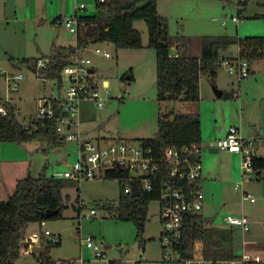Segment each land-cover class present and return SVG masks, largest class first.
I'll use <instances>...</instances> for the list:
<instances>
[{
  "label": "rangeland",
  "instance_id": "1",
  "mask_svg": "<svg viewBox=\"0 0 264 264\" xmlns=\"http://www.w3.org/2000/svg\"><path fill=\"white\" fill-rule=\"evenodd\" d=\"M81 1L85 0H0V105L7 101L12 102L17 120L22 124H28L36 116L39 98L60 92L54 80L42 79L35 74L34 61L25 63L23 60L49 57L53 54L54 47L75 46L76 36L53 21L58 17L71 16L75 12L76 5ZM86 2L89 6L88 10L78 11V14H96L97 10L92 3L87 0ZM144 5L145 2L139 3V6ZM243 7V10H239L236 0L230 4L220 0H158V11L169 20L172 35L182 32L191 37L263 36L264 18H257L264 15L262 2L249 0L247 6ZM232 17H239V22L232 21ZM224 19L227 21L226 25L223 24ZM134 26L142 33V41L149 43V31L145 21H136ZM105 52L110 56L105 57ZM129 53L132 52L118 50L109 41L91 42L88 49L84 50L83 54L93 60L95 77L100 82L107 79L110 89L107 95L104 93L107 100L102 109H98L93 103L82 104L80 130L83 139L91 141L99 139L102 145L111 141L137 147L140 139L152 138L157 133L160 109L178 113V109L181 108L176 102H158L156 55L145 60L135 69H130L129 66L133 64L135 58ZM228 53L231 58H238V47L231 46ZM249 63L264 65V59ZM13 65L19 66L20 69ZM19 73L24 75L22 80L15 78ZM220 76L224 88L229 87L234 80L225 66L220 68ZM201 80L204 86L208 85L206 75H202ZM15 85L17 89H13ZM120 94L122 98H119ZM204 108L206 113L210 114L215 107L207 103ZM219 111L220 115H223L222 107ZM225 112L228 113L226 110ZM228 118L229 115L226 119ZM205 126V130L210 133L217 131L212 117L206 121ZM6 147L21 148L24 155L27 154L29 158L21 172L15 175V172L10 171L6 159L1 156L0 200L9 198L18 180L28 177L37 178L44 167L48 176L60 177L68 166L78 159L77 141H62L57 145L39 138L29 140L25 144L2 142L0 155L4 153ZM262 172L264 174V171ZM135 173L136 171H132V176ZM262 177L256 173H249L245 177L244 188L257 197V202L254 204L243 201V187L240 186L239 190H236L233 186V196L230 197L233 204L226 205L230 206L228 213L245 215L252 223L255 218L264 220V198L256 191L259 189L256 188L259 183L264 184ZM120 187L118 179L97 178L82 180L77 185L65 188L63 194L67 196L65 201L67 208L63 212V218L47 220L43 227L53 234L60 235L61 244L50 245L48 239L43 238L41 246L46 256L57 260L83 254L86 258H91V251L81 247V240L93 236L107 248L106 256L110 261L136 260L144 256L145 264H183L162 261L160 236L163 227L157 201L149 205L143 239L138 237L136 226L132 221L118 220L112 213L100 209L99 204L117 202ZM92 209L97 210V215L86 219L84 215ZM224 218L218 217L216 221L218 227H225ZM259 226L261 227L255 230ZM35 231L39 233L42 231L39 223H31L26 235ZM236 237L233 236L235 245L232 250L237 254L242 251L243 237L251 243L248 248H251L254 242L264 244V221L254 223V227L252 224L250 232L242 236L238 234L237 240H234ZM230 238L231 232L222 236L220 253L230 252V242H232ZM16 264H36V259L29 250L23 248ZM90 264L106 263L96 260Z\"/></svg>",
  "mask_w": 264,
  "mask_h": 264
},
{
  "label": "trees",
  "instance_id": "2",
  "mask_svg": "<svg viewBox=\"0 0 264 264\" xmlns=\"http://www.w3.org/2000/svg\"><path fill=\"white\" fill-rule=\"evenodd\" d=\"M230 4L235 0H220ZM262 2L264 0H257ZM145 2L144 6H139ZM249 0L243 4L247 6ZM97 13L83 15L88 27L96 25L93 34L81 33L77 42L79 46H87L93 42H112L118 50H138L144 48L142 34L134 26L136 21L143 20L149 31L147 47L155 51L157 57V89L158 102L188 101L198 102L200 96V78L206 75L212 85H216L218 70L222 67V53L236 45L238 58L248 61L264 59V36L241 38L232 35H204L191 37L178 32L172 35L169 20L158 11V0H105L98 3ZM264 18V15L257 18ZM54 19V23L60 19ZM178 47L177 56L172 55L173 47ZM74 46L53 48L55 62L52 68L42 73L43 78L59 79L61 69L66 65ZM230 59L231 58L228 56ZM13 60V58H11ZM37 59H24L23 62H36ZM252 72V71H251ZM225 98L231 93H223ZM7 114H0V143H24L36 138L47 140L57 145L62 140L56 134L51 123L31 120L22 124L17 120L11 102L3 103ZM202 140V126L198 114L174 113L160 109L158 112V131L152 138L140 139L152 146L158 155L166 147L182 148L191 144H199ZM264 168V159L254 158V169ZM45 167L37 178L28 177L18 180L13 193L7 200H0V264H16L23 248L26 249L25 236L31 223L63 218L67 208L63 190L77 185L79 182L62 177L48 176ZM118 171L106 172V179L120 181V193L117 202L99 204L100 209L112 213L118 220L132 221L137 235L143 239L148 221L149 205L158 200V191L151 193L140 191L139 196L124 192V183ZM104 178V179H105ZM57 211L48 218L40 215L41 211ZM80 211V208L78 209ZM228 230L214 227L211 220L202 215L190 216L185 225L184 239L180 245L183 258L208 259H240L243 256L233 252V232H231L230 252L220 253L222 236ZM233 235V236H232ZM240 238V237H239ZM61 244L58 243L56 246ZM33 256L46 263L51 260L41 251ZM221 257V258H220ZM114 264H120L115 262Z\"/></svg>",
  "mask_w": 264,
  "mask_h": 264
},
{
  "label": "built area",
  "instance_id": "3",
  "mask_svg": "<svg viewBox=\"0 0 264 264\" xmlns=\"http://www.w3.org/2000/svg\"><path fill=\"white\" fill-rule=\"evenodd\" d=\"M96 9L98 3L105 0H87ZM239 10L244 9L246 0H236ZM88 3L81 1L76 5L75 12L69 16L58 19L55 24L65 28L76 36L74 51L68 57L66 65L61 69L59 79L55 80L60 92L39 99L36 116L33 121L51 123L58 137L62 141H77L78 159L63 172L64 179L80 182L86 179L105 178L106 172L118 171L123 173L119 179L124 183V192L132 195L131 183L135 182L139 192L141 190L151 193L158 191L159 218L163 227L160 236L163 262H180L183 264H251L248 258L240 259H208L183 258L180 245L184 239L185 225L190 216L201 215L204 206L202 190L203 167L200 160L201 146L191 144L182 148L166 147L161 155L147 143L139 141L137 147L126 146L122 143L107 141L102 145L100 140L91 141L82 138L80 130L81 105L84 101H91L95 107L102 109L106 105L109 93V81H99L95 77L93 60L83 54L87 46H79L77 38L89 29L82 20L83 15L78 11L88 10ZM232 21L239 22V17H232ZM223 24L227 21L224 19ZM105 57L110 54L105 52ZM55 58L53 54L36 60L33 69L35 74L43 78L42 73L53 67ZM222 66L227 68L230 75L238 80L251 77V68L248 60L224 58ZM93 69V72L91 71ZM22 80L24 75L19 73L16 77ZM13 89H17L16 85ZM103 89V90H102ZM104 93L106 95H104ZM122 98V95H119ZM7 108L0 105V114L6 115ZM75 128V129H74ZM215 147L231 153L241 155V170L244 175L251 173L254 168L255 150L252 143L245 141L239 128L231 126L226 135L216 141ZM136 171L132 176L131 172ZM238 188V185H236ZM245 199L255 200L251 194L244 193ZM97 215L92 209L85 214L86 219ZM225 222L230 226L250 230V220L247 216L227 215ZM42 231L27 234L25 237L26 250L39 255L42 251L41 240L47 238L50 245L60 243V235L43 229L46 221L39 222ZM81 244L91 251V258L84 256L68 259H51L45 264H90L91 261H104L106 264H145L144 256L136 260L121 259L110 261L106 250L96 237L87 236ZM34 248L40 251L33 253ZM36 259V258H35ZM36 264H44L36 259Z\"/></svg>",
  "mask_w": 264,
  "mask_h": 264
},
{
  "label": "crops",
  "instance_id": "4",
  "mask_svg": "<svg viewBox=\"0 0 264 264\" xmlns=\"http://www.w3.org/2000/svg\"><path fill=\"white\" fill-rule=\"evenodd\" d=\"M147 45L148 43L143 41L144 48L138 50H129L132 52L129 54L135 58L133 64L129 66L130 69H135L144 63L145 60H149L152 56L156 55L155 51L149 49ZM177 49V46L173 47V56H177ZM262 64L259 63L257 65H250L252 72L251 78L249 79L238 80L236 77L230 75V77H232L234 80L231 82L229 87L226 88H224L221 84L219 69L215 86L212 85L209 78L208 85L204 86L200 78V98L198 102L176 101V103H179L181 106V108L178 109L179 113L198 114L201 121L202 140L200 143V160L203 167L202 190L204 194V206L201 215L211 220L214 227L231 231L233 232V235H236L237 237L238 234L239 236H242V234L250 232L252 229V224L254 227V223L256 224L264 220L255 218L254 222L252 223L249 218L250 230L246 232L239 227L230 226L225 222L224 216L226 217V215H234L228 213V211H230V206H226L228 204H233L232 199H230V197L233 196L232 188L233 186L236 190H239L240 186L244 188L246 175H242L241 173V155L238 153L219 150L215 147V143L217 140L223 138L226 135L228 129L231 126H235L239 128L242 138L245 141L252 143V147L255 150V158L264 159V65ZM104 81H107V79ZM219 92L221 93L220 95H218ZM223 93H231L232 97L225 98L222 96ZM86 103L92 104L91 101L82 102V104ZM207 103H211V105L215 107L210 114L206 113V108H204L206 107ZM221 107L223 108V115H220L219 109ZM225 110L228 111V113H226ZM228 115L229 118L226 119ZM210 117H212L213 121L216 123V132L210 133L207 129L205 130L206 121H208ZM23 144H25V142ZM3 148L4 147H2V150ZM1 156L6 159V163H8V166H10V171L13 173L15 172V175L21 172L22 167L29 158L28 155H24L22 149L18 147H6L4 149V153H1L0 158ZM219 157L221 158L220 160ZM1 171L2 169H0V179ZM262 171H264V168L257 170L253 168L251 173H256L258 176L260 175V177H262L264 175ZM262 178H264V176ZM236 185H238V188H236ZM256 188H259L256 189V191L262 195V198H264V184L259 183ZM244 193L253 195L255 200L251 202L250 199H245L242 197L243 201H249L251 204L257 202V197L254 194L249 193L245 188L242 190V196ZM218 217L224 218V222L226 224L225 227H218L216 225ZM260 227L261 226L256 227L255 230L259 229ZM237 237L234 238V240H237ZM247 241L248 240H245L243 237L242 251L238 254H241L245 258L247 257L248 261H251L253 264L260 262L264 263L261 261L264 260V258H262L264 257V244L262 242L257 243L252 241L254 242V245H252L251 248H248V245L251 243L250 241ZM246 243L248 244L246 245ZM233 244L235 245V243ZM102 245L107 251V248L104 247V244ZM81 247L85 246L81 244ZM235 253L237 254V252ZM81 255L84 256L83 254H80L79 256Z\"/></svg>",
  "mask_w": 264,
  "mask_h": 264
},
{
  "label": "water",
  "instance_id": "5",
  "mask_svg": "<svg viewBox=\"0 0 264 264\" xmlns=\"http://www.w3.org/2000/svg\"><path fill=\"white\" fill-rule=\"evenodd\" d=\"M95 29H96V25L90 26L89 29L87 30V34H93V32H94ZM228 56H229L228 51H224L222 53V57L223 58H227ZM13 66L16 67V68H18V69H20V67L17 66V65H13ZM91 71L93 72V69ZM128 78L130 79L131 76H129ZM220 94L221 93L219 92L218 95H220ZM216 151H217V149H216ZM131 186H132V192H131L132 193V196H139L140 192L138 190V187H137L136 183L135 182H132L131 183ZM56 213H57V211L47 210V211H41L40 212V215H45L46 217L50 218L53 215H55ZM38 251H40L39 248H34L33 249V253L38 252Z\"/></svg>",
  "mask_w": 264,
  "mask_h": 264
}]
</instances>
